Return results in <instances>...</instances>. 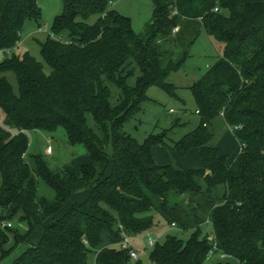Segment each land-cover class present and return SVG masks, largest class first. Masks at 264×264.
<instances>
[{
	"label": "trees",
	"instance_id": "trees-1",
	"mask_svg": "<svg viewBox=\"0 0 264 264\" xmlns=\"http://www.w3.org/2000/svg\"><path fill=\"white\" fill-rule=\"evenodd\" d=\"M38 1L0 0V260L10 235L17 246L40 227L36 246L12 264H90L89 256L94 264H129L124 236L150 230L157 216L190 234L156 242L152 264H204L216 253L264 264V0H151L140 33L110 8L116 0H60L61 13L37 43L43 63L12 53L25 23L40 25ZM202 32L221 54L190 87L198 126L171 148L178 157L197 148L200 168L157 165L152 150L165 134L139 144L123 127L149 86L174 94L167 77L184 66ZM217 118L240 145L231 163L210 145ZM58 128L90 157L78 174L53 168L46 154H28L29 132ZM40 183L51 197L39 194ZM82 190L86 198L58 215ZM14 219L27 225L25 234L13 230Z\"/></svg>",
	"mask_w": 264,
	"mask_h": 264
},
{
	"label": "rangeland",
	"instance_id": "rangeland-1",
	"mask_svg": "<svg viewBox=\"0 0 264 264\" xmlns=\"http://www.w3.org/2000/svg\"><path fill=\"white\" fill-rule=\"evenodd\" d=\"M41 19L37 26L32 21H27L22 29L21 38L17 47L12 51L16 55L28 53L37 61L43 63L39 54L38 42H43L51 26L52 19L62 11L60 0H39ZM110 8L120 15L130 19L132 29L135 33L142 32L144 26L149 22L153 4L151 0H116L111 3ZM93 21V19L91 20ZM222 46L213 42L204 32H202L191 47V56L184 66L169 74L167 83L174 88V94H169L162 88L151 85L146 89L144 100L140 104V111L135 118L127 122L123 131L129 134L139 144L143 143L149 135L165 134L164 145L155 146L152 155L157 165H177L182 169H199L200 159L197 148L188 150L183 156L178 157L171 150L173 145L178 143L185 135L191 133L199 124V116L196 114V102L190 87L199 77L215 62L221 54ZM4 58L3 51L0 50V62ZM45 71L48 72V67ZM139 73L136 71L127 82L133 86ZM14 91H17V83L12 73L5 75ZM90 125L93 122L90 120ZM1 125V120H0ZM212 136L210 145L218 148L219 154L226 157L227 163H231L240 150V145L235 139L232 130L217 118L209 127ZM14 133V132H13ZM28 136V154H46L50 165L56 169H63L79 173L80 166L91 162L90 157L80 145L71 146L62 128L49 134L33 131ZM51 146V153H46V147ZM112 153V145L108 147V155ZM38 192L46 197L52 196V191L40 183ZM87 191L76 192L71 199L62 207L58 215L63 214L72 203L82 202ZM13 230L23 235L27 231V225L14 219L10 222ZM204 233L211 236V227L207 225ZM42 234V228L35 227L30 237L24 244L14 246L13 238L6 244V248H11L8 254L0 260V264H12L27 247H34L38 243ZM190 232H179L175 227H166L163 220L155 216L153 227L139 235L129 238L130 246L141 250L138 253V260H131L129 264H152L149 260L151 246L149 240L154 243H162L166 235H175L181 239H187ZM217 261L239 264L235 259L227 256L213 254L204 264H213ZM90 264H94L93 256H89Z\"/></svg>",
	"mask_w": 264,
	"mask_h": 264
},
{
	"label": "built area",
	"instance_id": "built-area-1",
	"mask_svg": "<svg viewBox=\"0 0 264 264\" xmlns=\"http://www.w3.org/2000/svg\"><path fill=\"white\" fill-rule=\"evenodd\" d=\"M51 151H52V149H51V146L49 145V142H48V146L46 147V153H51ZM2 226H4V224H2ZM6 226L7 227H10V224H7ZM129 240L130 239L127 236H124L123 241H122V245H123V247L131 248V251L129 253L130 259L131 260H134V261H137L138 260V253H140L141 250L134 249L133 247H131ZM148 244L150 246H153L155 243L152 240H149ZM207 257L209 258L210 257V254H208Z\"/></svg>",
	"mask_w": 264,
	"mask_h": 264
}]
</instances>
